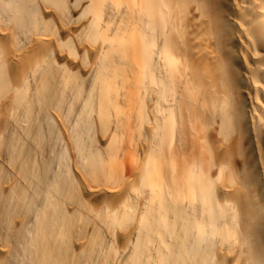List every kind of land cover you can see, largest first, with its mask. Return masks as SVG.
Here are the masks:
<instances>
[{"label":"bare ground","instance_id":"obj_1","mask_svg":"<svg viewBox=\"0 0 264 264\" xmlns=\"http://www.w3.org/2000/svg\"><path fill=\"white\" fill-rule=\"evenodd\" d=\"M0 264H264V0H0Z\"/></svg>","mask_w":264,"mask_h":264}]
</instances>
